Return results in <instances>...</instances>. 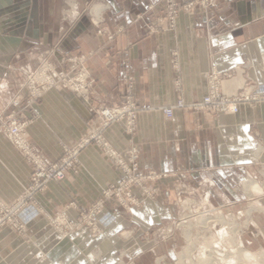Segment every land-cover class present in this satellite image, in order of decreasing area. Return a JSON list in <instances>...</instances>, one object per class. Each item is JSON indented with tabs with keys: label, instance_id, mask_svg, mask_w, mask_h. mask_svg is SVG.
Returning a JSON list of instances; mask_svg holds the SVG:
<instances>
[{
	"label": "crops",
	"instance_id": "obj_1",
	"mask_svg": "<svg viewBox=\"0 0 264 264\" xmlns=\"http://www.w3.org/2000/svg\"><path fill=\"white\" fill-rule=\"evenodd\" d=\"M149 4L154 9L147 12ZM164 6V0H0V116L32 118L28 139L57 160L63 146H75L100 128L99 107L118 105L132 86L140 105L135 130L113 122L104 135L119 151L138 148L142 170L166 173L168 183H158L156 206L145 200L129 216L103 213L99 224L105 234L130 220L143 225L178 214L175 203L185 198L224 204L245 218L247 246L255 243L256 230L263 244L264 101L242 103L237 113L177 108L171 118L161 108L178 99L201 100L213 68L234 72L222 81L224 94L234 96L246 85L264 94V0L196 6L180 11L174 29L148 33L147 23ZM57 47L87 55L85 66L94 79L90 101L51 89L26 102L22 68H37ZM79 159L76 172L49 182L21 208L23 233L10 226L0 230V264H57L40 258L56 241L49 218L70 203L91 206L119 181V169L97 144L84 146ZM30 175L31 165L0 131V200L15 202Z\"/></svg>",
	"mask_w": 264,
	"mask_h": 264
},
{
	"label": "built area",
	"instance_id": "obj_2",
	"mask_svg": "<svg viewBox=\"0 0 264 264\" xmlns=\"http://www.w3.org/2000/svg\"><path fill=\"white\" fill-rule=\"evenodd\" d=\"M165 6L152 20L147 23L148 33L159 30H172L176 26L177 16L180 11H191L200 6L204 9L215 8L218 0H164ZM154 9V4H149L147 12ZM143 15V14H142ZM137 17H141L138 14ZM98 25V22H96ZM102 33V29H98ZM110 38L112 36H109ZM176 56V54H174ZM85 53L64 52L58 47L49 51V56L40 60L37 68H22L20 84L27 90L26 102L42 97L48 90H71L86 101L91 100L94 79L86 68ZM176 64V61H175ZM62 66V69L59 67ZM234 75L233 71H219L216 68L207 72L208 91L201 100L186 102L178 99L174 104L163 106L164 115L171 118L177 108L194 111H209L214 113H237L240 104L250 101H264V94H255L250 85L244 86L238 94L228 96L221 91L222 81ZM132 86L125 93L121 102L116 106H101L97 109L100 128L93 131L87 138L75 146H63V153L57 160L45 156L28 139L27 128L32 118H18L15 114L0 116V131L10 143L20 152L31 165V175L24 193L12 204H5L0 200V230L10 226L19 233L25 231V224L21 222L18 213L28 201H34L35 195L45 190L49 182L61 180L70 171L76 172L80 164L79 154L81 149L89 143L97 144L105 155L117 166L120 179L116 184L108 186L103 191V196L97 202L86 208H80L75 203H70L63 210L49 218V223L58 240L54 254L59 257L67 246L76 250L78 240L83 249L87 246L84 241L102 235L99 227L100 217L107 210L116 216L130 213L133 206L141 207L145 200L155 202L158 200L157 181H163L169 175L154 170L144 171L140 164L138 148L119 151L113 147L104 135V129L113 122H123L127 132H133L136 127L140 105L132 92ZM69 210H75L76 215H70ZM68 243L65 245L64 243ZM85 252V251H84ZM84 254L76 256L71 264H90ZM92 257V256H91ZM48 257L43 256L46 260ZM93 258V257H92ZM80 259V260H79ZM84 262H80V261ZM109 260L101 259L98 264H111ZM93 264V263H92Z\"/></svg>",
	"mask_w": 264,
	"mask_h": 264
},
{
	"label": "rangeland",
	"instance_id": "obj_3",
	"mask_svg": "<svg viewBox=\"0 0 264 264\" xmlns=\"http://www.w3.org/2000/svg\"><path fill=\"white\" fill-rule=\"evenodd\" d=\"M158 183L167 184L168 181H157V187ZM158 190V200L151 201L154 206L159 203V187ZM175 205L179 207L178 214L161 216L159 222L148 221L143 225L130 220L113 235L105 234L99 224L102 235L90 241L85 237L84 243L90 247L82 249L79 246L84 240L81 234L77 238H81L82 243L75 239L77 249L67 246L59 257L53 252L58 245L56 237L48 249L42 250L40 258L46 256L57 264H71L80 254L93 264L101 259L111 264H264L260 232L254 231L255 243L247 246L243 236L245 218H240L224 204L188 202L181 198ZM127 215H131V211L123 216Z\"/></svg>",
	"mask_w": 264,
	"mask_h": 264
}]
</instances>
